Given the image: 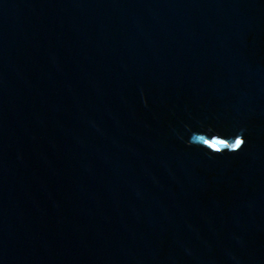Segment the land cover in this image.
Listing matches in <instances>:
<instances>
[{
    "label": "water",
    "instance_id": "obj_1",
    "mask_svg": "<svg viewBox=\"0 0 264 264\" xmlns=\"http://www.w3.org/2000/svg\"><path fill=\"white\" fill-rule=\"evenodd\" d=\"M0 264H264V0H0Z\"/></svg>",
    "mask_w": 264,
    "mask_h": 264
},
{
    "label": "snow or ice",
    "instance_id": "obj_2",
    "mask_svg": "<svg viewBox=\"0 0 264 264\" xmlns=\"http://www.w3.org/2000/svg\"><path fill=\"white\" fill-rule=\"evenodd\" d=\"M219 143H223V141H220ZM242 144V141L241 140H239V139H237L236 140V144H235V146H240ZM211 146H213L214 147V144L213 145H211Z\"/></svg>",
    "mask_w": 264,
    "mask_h": 264
}]
</instances>
